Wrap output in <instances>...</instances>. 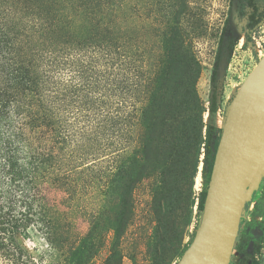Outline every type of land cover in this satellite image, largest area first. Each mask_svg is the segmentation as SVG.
I'll list each match as a JSON object with an SVG mask.
<instances>
[{"label": "trees", "instance_id": "trees-1", "mask_svg": "<svg viewBox=\"0 0 264 264\" xmlns=\"http://www.w3.org/2000/svg\"><path fill=\"white\" fill-rule=\"evenodd\" d=\"M25 3L0 10V257L7 264H38L21 243L36 232L52 263L57 253L63 254L61 262L70 261L78 246L87 255L71 261L90 264L112 236L105 264H123L122 240L135 220L136 189L149 182L150 214L169 235L180 211L192 206L203 150L196 223L183 255L202 218L222 134V127L205 125L202 118L200 65L190 38L199 19L189 13L191 0H173L167 10L171 29L158 36L153 55L146 43L127 48L116 18L99 27L97 21L93 30L81 17L76 27L70 18L58 22L52 5L44 4L31 20ZM245 6L250 12L241 16H248L252 30L264 21V7L257 0ZM225 33L226 28L217 61ZM235 45L229 41L226 51ZM147 59L152 75L135 83L137 65ZM216 78L217 68L214 90ZM217 111L214 92L212 118ZM46 189L64 192L65 201L89 218L85 240L71 243V225L53 212ZM89 190L96 198L93 210L86 206ZM156 241L148 239L149 255ZM153 260L163 262L158 255ZM233 262L261 264L251 256Z\"/></svg>", "mask_w": 264, "mask_h": 264}, {"label": "rangeland", "instance_id": "rangeland-1", "mask_svg": "<svg viewBox=\"0 0 264 264\" xmlns=\"http://www.w3.org/2000/svg\"><path fill=\"white\" fill-rule=\"evenodd\" d=\"M0 10L4 14L6 11L18 7V4L26 1L25 8L28 11L29 18L32 20L37 12V8L44 5L48 8L52 5V14L55 15L58 22L70 18L76 27L80 26L82 17L83 24L87 21L96 27L102 26L101 21L108 23L113 18L117 19L118 27L125 36V46L131 49H139L144 43L148 49L158 51L155 43L158 42V36L164 31L171 29V24L167 17V10L173 3V0H0ZM260 6H264V0H258ZM246 0H191L188 10L189 13L197 15L199 27L194 33L191 32L190 38L193 42V52L200 65V76L197 83V92L203 102V122L207 125L213 122L218 127L224 125L229 107L246 78L252 73L259 61L264 57V21L254 29L248 28V17L241 16L243 11L250 12L245 6ZM84 13V15H83ZM92 13V15H91ZM89 14L91 19H88ZM83 15V16H82ZM54 17V18H55ZM80 19V21L78 20ZM78 21V22H77ZM190 21V20H189ZM228 21V24L226 22ZM82 24V25H83ZM189 26L186 25L187 31ZM226 29V47L229 41L235 42L233 51H226L221 60L217 61L219 55V42L223 30ZM128 29V31H127ZM187 32V33H188ZM86 35L85 32H82ZM153 55V52H151ZM153 58V57H152ZM146 60V65H137V76L135 83H143L152 75V61ZM151 67V68H150ZM217 68L216 90L213 89L212 75ZM217 94L218 111L212 118L209 113L211 98L213 93ZM138 107L139 104H138ZM205 135V128L203 130ZM136 138V137H135ZM136 146V144H134ZM203 150H201L199 173L196 177L192 206L190 210H181L180 215L175 221V225L169 235H163L164 232L154 221L150 214V186L145 181L135 191L136 216L133 225L122 240V248L125 255L123 264H154L158 255L163 259L161 264H176L183 250L188 243L194 225L196 223L197 196L201 190L202 178L197 181L202 169ZM49 206L52 207L57 216L61 215V223H70L71 225V243H77L79 240H85L90 229V221L87 216L79 214L77 207L72 203L65 201L64 192L57 189H46ZM86 206L93 210L96 198L94 191L89 190L86 194ZM263 194L261 191L255 195L253 200L245 206V211L254 209L255 204L259 202ZM243 230V229H242ZM260 232H258V236ZM153 236L156 239V246L147 253L146 243ZM112 236L106 239V245L102 251L93 259L90 264H105L109 256V248L112 244ZM21 243L37 260L38 264H75L74 257H85L87 255L84 247L70 245L72 248L68 256L70 261L61 262L62 253L54 255V261L51 262V252L46 242L36 232L28 240H22ZM238 243V242H237ZM157 248V254L155 249ZM239 257V251L235 250L232 255L231 263ZM0 264H7L0 257Z\"/></svg>", "mask_w": 264, "mask_h": 264}, {"label": "water", "instance_id": "water-1", "mask_svg": "<svg viewBox=\"0 0 264 264\" xmlns=\"http://www.w3.org/2000/svg\"><path fill=\"white\" fill-rule=\"evenodd\" d=\"M225 48L226 37L221 60ZM263 178L264 57L243 82L229 107L202 218L193 242L178 264L231 263L245 206Z\"/></svg>", "mask_w": 264, "mask_h": 264}, {"label": "flooded vegetation", "instance_id": "flooded-vegetation-1", "mask_svg": "<svg viewBox=\"0 0 264 264\" xmlns=\"http://www.w3.org/2000/svg\"><path fill=\"white\" fill-rule=\"evenodd\" d=\"M260 191L263 196L259 202L255 204L254 209L244 211L234 251H239V257L236 259H242L245 261L251 256L259 259L261 264H264V178L260 183L259 189L254 193L251 201ZM258 232H260L259 236ZM249 264H251V262H249Z\"/></svg>", "mask_w": 264, "mask_h": 264}, {"label": "bare ground", "instance_id": "bare-ground-1", "mask_svg": "<svg viewBox=\"0 0 264 264\" xmlns=\"http://www.w3.org/2000/svg\"><path fill=\"white\" fill-rule=\"evenodd\" d=\"M201 172V171H200ZM201 179V173L199 174L197 181H199Z\"/></svg>", "mask_w": 264, "mask_h": 264}]
</instances>
